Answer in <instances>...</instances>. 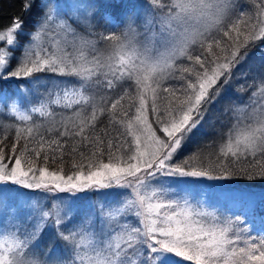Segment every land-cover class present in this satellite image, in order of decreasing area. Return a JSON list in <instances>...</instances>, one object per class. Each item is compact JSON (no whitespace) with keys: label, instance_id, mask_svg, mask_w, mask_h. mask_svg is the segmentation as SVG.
Instances as JSON below:
<instances>
[{"label":"snow or ice","instance_id":"6c2138e0","mask_svg":"<svg viewBox=\"0 0 264 264\" xmlns=\"http://www.w3.org/2000/svg\"><path fill=\"white\" fill-rule=\"evenodd\" d=\"M60 2L22 0L23 12L38 10L24 44L22 17L0 27V82L16 79L29 88L27 95L21 83L13 93L0 88L3 108L23 122L8 152L7 137L0 138V264H264V237H252L238 219L222 220L174 198L180 184H264V102L247 114L235 108L214 151L205 155L198 146L178 159L251 50L264 43V0H253L254 13L237 0H140L143 19L108 11L121 4L88 0L69 5V14ZM80 9H87L83 16ZM130 33L143 42L132 43ZM99 42L109 48L103 59ZM37 73L70 79L46 98L30 99L28 78L38 81ZM255 80L260 90L264 73ZM117 88L122 93L112 99L108 93ZM249 99L254 103L256 92ZM38 101L44 102L29 107ZM52 105L73 115L50 129L55 138L41 135L30 147L33 114L53 116ZM102 116L108 124L98 127ZM66 154L73 159L70 174ZM49 162L58 168L50 170ZM235 191L241 199L255 195ZM39 192L89 203L73 211L59 197L53 198L59 203H41ZM45 236L54 238L47 248Z\"/></svg>","mask_w":264,"mask_h":264},{"label":"trees","instance_id":"16d2710c","mask_svg":"<svg viewBox=\"0 0 264 264\" xmlns=\"http://www.w3.org/2000/svg\"><path fill=\"white\" fill-rule=\"evenodd\" d=\"M241 5L245 11L253 12L255 11L253 0H240ZM22 0H0V27L4 25H8L11 22V19L14 17H22L25 21L24 35L20 37V41L22 44L28 41V33L33 30V23L37 20V11L34 9L31 13H25L22 11ZM15 55L19 57L21 52L18 50ZM15 64V61H13ZM240 73H246V76L241 75ZM264 73V43H259L257 47H254L251 50V53L248 59L240 66L239 71L234 73L233 79L230 84L227 86V89H230L229 92H224L222 94V98L212 107L209 113L208 121L203 125L202 128L207 130V137L205 138V142H200V138L198 136L199 132L196 133L194 139L190 141L184 152L181 154L183 156H187L191 151L196 149L198 146L203 149L205 155L209 152L215 150V146L221 143V134L226 133L228 131V125L230 122V118L232 114L233 108L239 106V104H244L247 99H249L253 92L259 94L262 91L264 92V86L258 90L259 81L255 80L258 74ZM37 74H46L52 75L53 73H37ZM16 79L8 80L7 82H0V88L10 89L14 88V85L17 84ZM131 83V82H130ZM127 85L126 87H128ZM119 89V88H118ZM117 90L110 91L108 95L111 96L112 99H116L122 92L119 94ZM54 115L33 120L31 123L35 125L34 127V137L29 144L32 147L39 137L42 135L46 139L55 138V131L50 129H54V127L60 126V118L64 116L65 118L72 116L70 110L63 109L62 107H57L54 110ZM229 113V114H228ZM228 114V115H227ZM101 123L98 127H105L108 124L107 116H102ZM212 121V122H211ZM78 123V121H75ZM23 122L14 123L11 127L0 130V138L7 137L5 139V144H7V148L5 149L8 152L11 148L15 137V131L17 125H22ZM114 134V133H113ZM67 139V138H65ZM73 141L69 140L66 145V151L70 150ZM23 145V141H21V147ZM212 147H209V146ZM85 151L86 155L88 154V149H81ZM27 158V157H26ZM77 162H79V156L76 157ZM73 159L70 155H65L64 158V172L65 174H70L73 170L72 165ZM104 162H107V156H104ZM37 166H43V160L41 158L40 161H37ZM59 164H52L49 162L48 167L50 170L58 168ZM198 189L202 190L204 193H211L215 195V199L219 196L220 198V208L223 212H227L228 215L240 217L244 216L250 220L258 221L264 224V206L260 205L261 194H264V184L256 181L249 182L243 179H236L232 181H203L199 184H194ZM209 185H216L217 187H209ZM221 185H228L230 189L233 191H229L228 189H222ZM243 189L245 192H250L255 194L251 198L241 199L238 195V192L235 190ZM222 196L224 197L222 199ZM213 199V202L214 200ZM206 204L209 201L205 202ZM244 228V227H243ZM252 237H255L259 240L260 237H264L262 233L249 232ZM186 264H192V262H186Z\"/></svg>","mask_w":264,"mask_h":264},{"label":"rangeland","instance_id":"374dc122","mask_svg":"<svg viewBox=\"0 0 264 264\" xmlns=\"http://www.w3.org/2000/svg\"><path fill=\"white\" fill-rule=\"evenodd\" d=\"M88 2V0H61L60 2V7L64 10L65 13H72L74 11V9L72 7H70L69 5L71 4H81V3H86ZM99 3H103V4H121L122 7L119 9H109V12H115L118 15H123L125 12H127L130 15H136L137 13H139V16L141 19H143L144 17V12L142 9L139 8V4H140V0H98ZM237 3L241 5L240 0H237ZM123 5H127V7H123ZM87 11V9H80L79 13L81 16L84 15V13ZM97 21L100 20L99 16L96 18ZM105 22H101L100 26L97 28V31H103V24ZM140 23V20H138V24ZM74 28H76V30L81 34L84 35L85 34V29L83 27L82 24H74L73 25ZM124 28L121 26L120 28L117 29V32H123ZM137 32H142V28L138 27L137 28ZM92 39H95V37H92ZM128 40L132 41V43H136L139 44L141 42H143V36L142 35H133V34H129V36L127 37ZM45 43L47 44V40L45 39ZM96 48L97 50L100 52L101 54V58L103 59L104 55H106L109 51L108 45L106 42H99L96 44ZM87 54L89 55V58L91 57V55H93L94 53H92L90 50H87ZM34 76H38L40 79L37 81L34 78L30 77L28 78V80L32 81L31 85H30V91L32 93V95L29 97L30 99H35L36 97H47V94L49 91L51 92H55L56 91V85L59 84V82L61 80H65V79H70L67 77H59L56 74H52V75H46V74H34ZM21 83L22 85V89L25 92V94L27 95L29 92V88L27 87H23V81H19L17 82ZM17 84L14 85V88L12 90L10 89H5L8 93H13L16 91L17 89ZM130 82L125 83L124 87H126L127 85H129ZM118 89V88H117ZM116 89V90H117ZM230 89H227L226 92H229ZM120 92H122V89H118L117 93L119 94ZM97 100H99V96L97 95L96 97ZM40 102H44V101H38L37 103L33 104V105H29V107H33V106H39ZM264 102V92L262 91V93L260 92L259 94H257L256 96V101L250 102V99H247L245 101L244 104H239V106H236L235 108L239 107L241 109L244 110V113L247 114L248 112H251L253 110V108L256 107L257 104ZM17 103H19V101H17ZM245 105H247V107H245ZM60 106L57 105H52L51 106V110L54 112V110ZM232 110V114L231 117L234 114V109ZM21 110H27V109H21ZM227 114V115H228ZM50 116H45V117H40L38 113L33 114V120L36 119H41V118H47ZM20 121L16 120L14 116H12L11 114H9L7 112L6 109L3 108V103L0 102V130H5L9 127H11L14 123H18ZM212 122V121H211ZM205 128H202V130L199 132L198 136L200 138V142H205V138L207 137V130H204ZM175 192V199L180 200L181 203H183V201L185 199H187L191 205L194 208H200V209H204L207 210L209 212H214L216 213L219 217H221L222 220H239L241 221V227L247 228L249 230V232H256V233H262L264 234V224L260 223V222H256L254 220H250L247 217L244 216H240V217H236V216H232V215H228L227 212H223L220 208V198L219 196L215 199V195H212L211 193H204L202 192V190L198 189L194 184H180L178 187H176L174 189ZM54 197H59L60 200L63 201V204L65 206H70L73 208V211L76 210H80V211H84L87 206H88V201H85L83 203H81L80 201H74L71 198V194L69 193H44V192H39L36 194L35 198H38L41 200V203L47 204L48 202H52V203H59L60 200H55L53 199ZM224 197L222 196V199ZM213 199L214 202H213ZM209 201L208 204H206L205 202ZM93 203H95V198L92 201ZM210 219V218H209ZM53 237L51 236H45L43 238V247L47 248L49 245H51L53 243ZM88 243V239L86 238L85 240V244Z\"/></svg>","mask_w":264,"mask_h":264}]
</instances>
